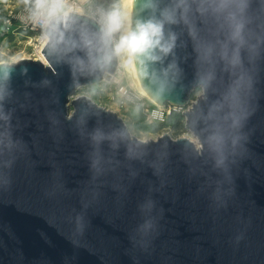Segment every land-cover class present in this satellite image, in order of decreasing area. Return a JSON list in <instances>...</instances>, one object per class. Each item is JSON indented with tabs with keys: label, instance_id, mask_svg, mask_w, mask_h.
<instances>
[{
	"label": "water",
	"instance_id": "water-1",
	"mask_svg": "<svg viewBox=\"0 0 264 264\" xmlns=\"http://www.w3.org/2000/svg\"><path fill=\"white\" fill-rule=\"evenodd\" d=\"M252 16L260 31V0ZM176 30L175 86L158 95L137 79L155 103L187 107L196 53ZM42 54L46 64L11 65L0 101V264H264V48L223 164L188 138L142 141L117 113L71 101L106 75Z\"/></svg>",
	"mask_w": 264,
	"mask_h": 264
},
{
	"label": "clouds",
	"instance_id": "clouds-1",
	"mask_svg": "<svg viewBox=\"0 0 264 264\" xmlns=\"http://www.w3.org/2000/svg\"><path fill=\"white\" fill-rule=\"evenodd\" d=\"M260 2L264 6V0ZM252 4L253 0H113L86 8L74 0H27L21 18L40 29L45 55L52 61L67 62L81 73L131 72L158 95L181 77L176 59L181 35L176 28L181 27L196 53L188 139L223 164L247 116L253 86L249 65L264 48V25L260 31L252 27ZM19 59L5 56L2 61L0 101L11 65ZM141 92L147 94L144 88Z\"/></svg>",
	"mask_w": 264,
	"mask_h": 264
},
{
	"label": "rangeland",
	"instance_id": "rangeland-1",
	"mask_svg": "<svg viewBox=\"0 0 264 264\" xmlns=\"http://www.w3.org/2000/svg\"><path fill=\"white\" fill-rule=\"evenodd\" d=\"M95 3L108 4L113 0H94ZM27 0H0V64L5 56L11 59L14 56H20L21 59H35V51L40 44V33L30 32L24 29L26 15L23 5ZM117 77L118 82L112 81L109 84L103 83L96 87L82 88L71 98V101L77 97L85 96L95 102L97 105L107 108L117 113L127 125L130 133L142 141L157 140L163 135H169L177 140L188 138L189 133L185 128L186 118L181 113V120L174 126L157 128L160 125H151L146 123L142 106L149 104V100L141 95L136 88L135 83L125 72ZM129 88L130 98L118 94V88L121 86ZM195 98V97H194ZM192 98L191 101L194 99ZM151 101V100H150ZM72 111L73 108L71 107ZM170 124V121H168ZM167 124V123H166Z\"/></svg>",
	"mask_w": 264,
	"mask_h": 264
},
{
	"label": "built area",
	"instance_id": "built-area-1",
	"mask_svg": "<svg viewBox=\"0 0 264 264\" xmlns=\"http://www.w3.org/2000/svg\"><path fill=\"white\" fill-rule=\"evenodd\" d=\"M74 2H78L81 4H84L87 8L88 5L96 4L94 0H74ZM91 10V9H89ZM24 29L34 32V33H40V29L38 27H33L30 21H26L24 25ZM45 46H42V42L40 41L39 46H37L35 51V59L40 60V54H42V50ZM122 73H115V74H109L104 77V83L109 84L112 81L118 82L117 77L121 75ZM118 94L122 95L123 97L130 98L131 93L129 88L125 86H121L118 88ZM192 102V101H191ZM190 105V104H189ZM178 107L171 104L166 105H159L157 103H149L147 105L142 106V111L145 116V121L148 124L151 125H160V124H166L170 120L171 117L177 114H185L187 113V109L189 107Z\"/></svg>",
	"mask_w": 264,
	"mask_h": 264
},
{
	"label": "bare ground",
	"instance_id": "bare-ground-1",
	"mask_svg": "<svg viewBox=\"0 0 264 264\" xmlns=\"http://www.w3.org/2000/svg\"><path fill=\"white\" fill-rule=\"evenodd\" d=\"M42 46H45V45L42 43ZM39 59H40L42 62H44V64L47 63L46 60H45V58H44V56H43V54H40V58H39ZM124 73H125V72H124ZM126 73H127L128 76L131 77V79H132L133 82L135 83L136 88H137V91H138L141 95L145 96V97L149 100L150 103H155V102L149 97V95H147V94H143V93L141 92V88H142V86L140 85V83H139V81H138V79H137V75H135V74H133V73H131V72H126ZM150 100H151V101H150Z\"/></svg>",
	"mask_w": 264,
	"mask_h": 264
},
{
	"label": "trees",
	"instance_id": "trees-1",
	"mask_svg": "<svg viewBox=\"0 0 264 264\" xmlns=\"http://www.w3.org/2000/svg\"><path fill=\"white\" fill-rule=\"evenodd\" d=\"M194 98V95L192 94L191 95V99ZM181 120V115L180 114H177V115H174L173 117L170 118V124L167 123V124H162L161 126H158L157 128H162V127H167V126H174L175 124H178V122Z\"/></svg>",
	"mask_w": 264,
	"mask_h": 264
}]
</instances>
